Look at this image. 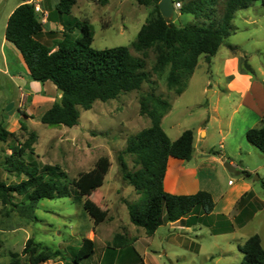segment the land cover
Segmentation results:
<instances>
[{
	"label": "rangeland",
	"instance_id": "obj_1",
	"mask_svg": "<svg viewBox=\"0 0 264 264\" xmlns=\"http://www.w3.org/2000/svg\"><path fill=\"white\" fill-rule=\"evenodd\" d=\"M153 10L154 5L144 6L139 0H107L104 5L100 1L78 0L72 14L63 17L91 25L93 49L124 46L134 56L141 57L132 44ZM174 19L179 20L182 27L204 23L180 11L175 13ZM233 27L232 35L224 41L211 64L206 63L204 56L199 58L194 74L183 80L185 88L180 95L178 87L168 83L170 67L162 73L153 71L157 58L155 52L150 51L146 68L150 81L140 90L123 93L115 100L96 102L91 110L81 109L79 124L73 128L51 127L38 118L27 120L21 116L19 120L27 127V131H23L20 126L14 127L7 122L12 117L7 115L11 103L0 104V115L5 114L0 127L15 134V138L7 142L0 141V178L7 184L25 180V177L6 172L9 168L6 159L14 148L25 150L23 158L26 161L40 166H60L69 180L94 169L100 158H108L111 164L103 186L87 197L108 212L107 220L98 226L84 210V199L78 200L75 195L42 200L35 212L36 220L23 219L11 206L0 203V264H13L14 261L30 264L28 256L22 255L29 239L61 253L46 264L71 261L85 238L95 241L96 251L81 264H242L241 250L249 237L258 234L264 247V154L246 137L249 130L264 125L263 107L255 110L250 105L252 102L264 105L262 0H252L248 9L239 11ZM65 35L81 36L77 30L75 34H70L69 30L65 33L53 31L46 36L45 45L54 47ZM247 76L249 80L243 78ZM254 82L261 90L252 86ZM235 83L238 89L234 91ZM149 94L171 104V111L162 120V128L172 142L186 130L195 134L193 159L190 162L171 159L165 190L169 192L175 188L178 195L208 191L217 202L212 219L204 217L189 229L166 224L153 237L147 236L144 229L130 220L128 205L140 204L146 195L138 194L124 180L119 162L121 156L129 172L138 169L135 156L124 151L130 140L151 126V120L140 115L141 98ZM19 103L25 107L27 100ZM45 109L42 107L38 112ZM225 163H234L236 171H228ZM189 169H195L196 174ZM248 192H253L249 201L257 211L240 229L232 216L239 214L237 203ZM21 201L15 199V202ZM221 214L230 217L229 221L216 218ZM230 222L234 232L214 234L213 228L227 229ZM119 234L132 239L133 243L124 248L108 249ZM104 248L107 253L101 261ZM11 254L19 256L13 258Z\"/></svg>",
	"mask_w": 264,
	"mask_h": 264
},
{
	"label": "trees",
	"instance_id": "obj_2",
	"mask_svg": "<svg viewBox=\"0 0 264 264\" xmlns=\"http://www.w3.org/2000/svg\"><path fill=\"white\" fill-rule=\"evenodd\" d=\"M92 1H100L103 5L107 2ZM177 1L183 3L181 14L193 15L204 23L178 27L162 17L159 10L161 0H139L141 5H154L151 18L132 44L133 50L141 57L134 56L124 46L106 50L93 49L92 27L78 19L68 20L63 24V33L69 30L70 34H75L77 30L80 37L65 35L54 47H48L38 40L45 25L36 13L35 5H20L9 18L6 39L23 55L33 81L41 84L52 82L61 93V98L40 118L41 123L51 127L73 128L79 124L81 109L88 111L96 102L106 103L123 93L140 90L143 84L150 81V74L146 71L150 51H154L157 58L153 71L162 73L170 67L168 83L171 87H178V95L182 94L185 88L183 80L194 74L199 58L204 56L207 64L212 63L224 41L232 35L236 14L252 4V0ZM76 4L77 0H60L56 11L60 16H70ZM262 4L264 7V0ZM246 68L253 72L248 64ZM170 111L171 104L168 101L154 94L143 96L140 115L147 116L151 120V126L130 140L124 151L125 154L135 156L138 169L129 172L124 158H119L124 180L138 194L146 195L140 204H129L128 210L131 222L144 229L149 237H153L160 227L185 218L192 220L191 225H196L204 217L209 218L216 207L209 192L174 195L165 190L169 159L190 162L195 152V134L192 130H186L174 142L163 130L162 120ZM22 115L28 118L27 114ZM21 129L27 131L26 125L21 123ZM31 135L35 138L34 133ZM246 137L250 144L264 154V125L249 130ZM9 138H15V134L0 127V141L7 142ZM31 152L34 153L33 150ZM25 153V150L14 148L6 159L9 165L6 172L25 177V180L7 184L0 178V203L11 206L23 219L36 220L35 212L42 200L71 198L75 195L78 200L84 199V210L96 226L107 220L108 212L87 197L103 186L111 167L108 158H100L94 169L75 180H69L60 166H40L33 161H26L23 158ZM243 173L250 175L248 172ZM251 197L252 194H246L238 202L240 214L235 218L237 227L243 226L257 211L253 203L250 208L245 207ZM16 198L22 201L15 202ZM233 230L230 222L229 228L216 233H229ZM113 241L114 245L108 246V249L124 248L133 243L132 239L121 234ZM95 251V241L85 238L72 260L65 261L64 264H81L92 257ZM241 252L242 264H264V247L258 234L245 241ZM22 255L28 256L30 264H46L57 259L61 253L53 252L29 239ZM11 256L17 258L19 255ZM16 263L14 261L13 264Z\"/></svg>",
	"mask_w": 264,
	"mask_h": 264
},
{
	"label": "crops",
	"instance_id": "obj_3",
	"mask_svg": "<svg viewBox=\"0 0 264 264\" xmlns=\"http://www.w3.org/2000/svg\"><path fill=\"white\" fill-rule=\"evenodd\" d=\"M59 2L60 0H26L25 2L24 0H0V104L2 103L14 104L13 114H10L7 112L8 117L12 116L10 120L7 119V122H10L12 126L14 127H18V126L21 127V120H19V117L23 116L22 113L27 114L28 118L23 116L27 120H30L32 118L40 119L48 110L52 108L54 103L61 98V93L57 90V87L52 82L41 84L31 79L30 71L23 58V55L13 43L7 41L6 39V28H7L9 18L12 15V13L20 5L24 3H30V4L32 3L34 5H39L42 11L48 14L47 21L43 23L45 25L43 32L38 37V40L41 43L45 44V39L48 33H53V31H58V33L60 31L63 32L64 31L63 24L67 23L68 21L67 18L60 16L56 11V7L59 4ZM77 3H78V0H77ZM243 78H245L246 80H249L248 76L243 77ZM252 86L256 88L257 90H261L260 85L257 82L256 83L254 82ZM233 89L234 91L238 89L237 83H235ZM21 100L22 101L27 100V105L25 107H23L19 103ZM253 104H257V106ZM250 105L253 108H255V110H258V108L261 109L260 106H262L264 109V105L261 104V102H258V103L252 102ZM42 107H46V109L43 112L39 113L38 110H40ZM4 116L5 114L0 115V124ZM171 159H174V158H170L168 161L166 177L168 174V169H169ZM174 160H177V159H174ZM177 161L184 162L181 160H177ZM229 164L234 166L235 169L237 168L234 165V163H229ZM189 170L192 173L196 174L195 169H189ZM166 177H165V182H164L165 189H166ZM170 189H172V187ZM168 193L178 195V194H175V188L170 190ZM246 194L253 195V192H248ZM211 195L213 196L214 201L216 203V207H215V210H216L217 202L215 200L214 195L213 194ZM251 204L252 202L249 201L247 202L245 207L248 209L251 207ZM236 209H237V213L240 214V210L238 206H236ZM214 212L209 216L210 219L214 217L213 216ZM239 214H235L234 216H232L233 222L235 221V218ZM255 214L256 213H254L252 217ZM216 218L221 219V220L223 219L222 221L224 220L229 221L230 217H227L226 215L221 214V215H217ZM192 223H193L192 220H190L189 218H185L183 221L176 222V223H169V224L171 227H182V228L189 229L190 226H192L191 225ZM246 224L247 222L241 227L238 226V228L241 229L245 227ZM213 226L215 225L213 224ZM220 230L222 229L213 228V232L215 235H220V233H216ZM234 231H235V228L232 232ZM221 234H227V233H221ZM103 251L104 252L100 256L102 257L101 261L105 258V254L107 253V252L105 253V248L103 249Z\"/></svg>",
	"mask_w": 264,
	"mask_h": 264
},
{
	"label": "water",
	"instance_id": "obj_4",
	"mask_svg": "<svg viewBox=\"0 0 264 264\" xmlns=\"http://www.w3.org/2000/svg\"><path fill=\"white\" fill-rule=\"evenodd\" d=\"M159 10H160V13H161L162 17L165 20L173 22L178 27L181 26L180 21L174 19L175 13L177 11L175 10L174 1L173 0H161V2L159 4ZM13 107H14V104H10L8 106V108H7V112L10 113V114H13ZM224 167L230 172H235L236 171L234 166H232L229 163H225ZM257 179H258V177H257Z\"/></svg>",
	"mask_w": 264,
	"mask_h": 264
},
{
	"label": "built area",
	"instance_id": "obj_5",
	"mask_svg": "<svg viewBox=\"0 0 264 264\" xmlns=\"http://www.w3.org/2000/svg\"><path fill=\"white\" fill-rule=\"evenodd\" d=\"M174 1V7H175V10L176 11H180L181 7H182V4L181 2L177 1V0H173ZM35 11L37 14L40 15V18H41V22L42 23H45L47 21V18H48V14L43 12L41 7L39 5H35Z\"/></svg>",
	"mask_w": 264,
	"mask_h": 264
}]
</instances>
